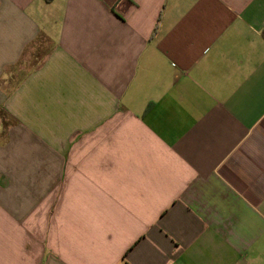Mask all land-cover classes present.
I'll return each mask as SVG.
<instances>
[{
  "label": "crops",
  "instance_id": "crops-1",
  "mask_svg": "<svg viewBox=\"0 0 264 264\" xmlns=\"http://www.w3.org/2000/svg\"><path fill=\"white\" fill-rule=\"evenodd\" d=\"M0 264H264V0H0Z\"/></svg>",
  "mask_w": 264,
  "mask_h": 264
}]
</instances>
